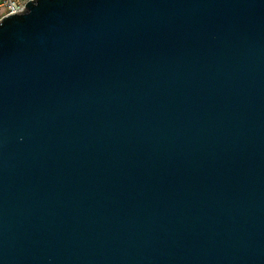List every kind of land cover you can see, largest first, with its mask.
<instances>
[{"label": "water", "instance_id": "95a60500", "mask_svg": "<svg viewBox=\"0 0 264 264\" xmlns=\"http://www.w3.org/2000/svg\"><path fill=\"white\" fill-rule=\"evenodd\" d=\"M0 264H264V0L5 18Z\"/></svg>", "mask_w": 264, "mask_h": 264}, {"label": "built area", "instance_id": "2783aa9c", "mask_svg": "<svg viewBox=\"0 0 264 264\" xmlns=\"http://www.w3.org/2000/svg\"><path fill=\"white\" fill-rule=\"evenodd\" d=\"M28 0H0V23L7 17L22 14Z\"/></svg>", "mask_w": 264, "mask_h": 264}, {"label": "crops", "instance_id": "0c3cea01", "mask_svg": "<svg viewBox=\"0 0 264 264\" xmlns=\"http://www.w3.org/2000/svg\"><path fill=\"white\" fill-rule=\"evenodd\" d=\"M22 1V0H21ZM23 1H26V0H23Z\"/></svg>", "mask_w": 264, "mask_h": 264}]
</instances>
